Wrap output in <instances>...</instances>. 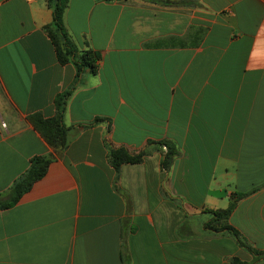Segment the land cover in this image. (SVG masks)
<instances>
[{
	"label": "crops",
	"instance_id": "obj_1",
	"mask_svg": "<svg viewBox=\"0 0 264 264\" xmlns=\"http://www.w3.org/2000/svg\"><path fill=\"white\" fill-rule=\"evenodd\" d=\"M50 20L46 0H0V192L52 155L0 209V264H264V0H68L67 36L98 54L78 74ZM67 89L57 152L27 117ZM119 146L142 160L112 168ZM229 202L260 255L205 229Z\"/></svg>",
	"mask_w": 264,
	"mask_h": 264
},
{
	"label": "trees",
	"instance_id": "obj_2",
	"mask_svg": "<svg viewBox=\"0 0 264 264\" xmlns=\"http://www.w3.org/2000/svg\"><path fill=\"white\" fill-rule=\"evenodd\" d=\"M67 2L68 0H46L47 6L51 9V20L49 24L43 26V29L54 48L55 58L59 64H64L71 60L76 74L83 69L93 72L95 71L98 54L90 48L78 52L63 28L62 14ZM69 93L70 90L67 89L54 96L53 105L55 114L53 116L43 117L40 113L35 112L29 114L27 117L32 127L40 134L44 141L57 152L61 151L66 146L72 128V126H66L62 123V113ZM99 120L102 119L95 118L94 122ZM165 146L166 150L160 160L161 168L164 171L169 168L174 156L178 153L173 144L166 143ZM143 154L144 151L130 153L124 147L119 146L109 150L108 161L112 168L117 169L123 163L140 162ZM51 159V154L31 156L26 169L12 181L6 191L0 192V209L10 207L16 203L22 193L28 190L34 181L42 177ZM245 194L246 193H240L237 196ZM232 208L233 202H229L226 207L222 209L206 210L210 214V217L204 223L205 229L213 232L229 233L242 247L246 248L254 255H260L261 252L251 248L242 241L239 238L237 230L228 224L227 219ZM229 264L248 263L236 257H232Z\"/></svg>",
	"mask_w": 264,
	"mask_h": 264
}]
</instances>
